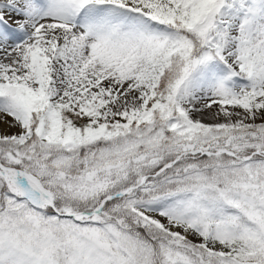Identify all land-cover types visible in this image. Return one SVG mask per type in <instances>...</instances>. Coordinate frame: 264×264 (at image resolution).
Returning a JSON list of instances; mask_svg holds the SVG:
<instances>
[{"label": "snow or ice", "instance_id": "6c2138e0", "mask_svg": "<svg viewBox=\"0 0 264 264\" xmlns=\"http://www.w3.org/2000/svg\"><path fill=\"white\" fill-rule=\"evenodd\" d=\"M0 264H264V0H0Z\"/></svg>", "mask_w": 264, "mask_h": 264}]
</instances>
